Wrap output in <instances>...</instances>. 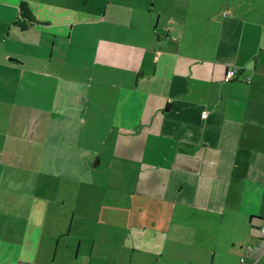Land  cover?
<instances>
[{"label": "crops", "instance_id": "obj_1", "mask_svg": "<svg viewBox=\"0 0 264 264\" xmlns=\"http://www.w3.org/2000/svg\"><path fill=\"white\" fill-rule=\"evenodd\" d=\"M143 1L0 0V264H16L19 209L34 222L29 181L94 178L103 155L172 214L159 227L124 209L131 260L242 264L261 244L264 0H181L166 24Z\"/></svg>", "mask_w": 264, "mask_h": 264}, {"label": "rangeland", "instance_id": "obj_2", "mask_svg": "<svg viewBox=\"0 0 264 264\" xmlns=\"http://www.w3.org/2000/svg\"><path fill=\"white\" fill-rule=\"evenodd\" d=\"M143 2L150 7L155 5V11L162 8V21L166 24L171 20V13L175 14L172 9L181 0ZM198 9L195 14H204L203 9ZM103 158L100 166L94 168V178L41 177L36 174L29 181L28 187L35 193L34 225L32 220L26 221L20 208L19 221L9 230L19 239V248L13 253L12 261L16 264H156L155 257L143 251L135 253L133 260L128 257L129 249L121 244L129 233L123 213L124 209L137 207L134 203H142L146 209L132 210L129 218L138 220L139 215L145 214L147 224L143 225H149V222L153 225L156 219L159 227H164L172 215L167 214L169 205L162 202V192L156 196L153 191L150 196L130 195L134 176L121 174L123 166L107 168V155ZM146 186H152L149 180ZM144 196L149 197L139 199ZM0 245L5 247V242ZM124 245L129 244L125 242ZM117 251L118 257L113 256Z\"/></svg>", "mask_w": 264, "mask_h": 264}, {"label": "built area", "instance_id": "obj_3", "mask_svg": "<svg viewBox=\"0 0 264 264\" xmlns=\"http://www.w3.org/2000/svg\"><path fill=\"white\" fill-rule=\"evenodd\" d=\"M173 40H176L175 37L172 38ZM238 70L235 68L229 69L226 73V76L224 78L225 82H230L237 78ZM247 81L249 82V78H247ZM207 114H203L202 117L205 118ZM260 235H261V244L259 246H246V256L241 258V263L245 264L247 259L253 260L254 264L259 261V259L264 254V219L262 221L261 229H260Z\"/></svg>", "mask_w": 264, "mask_h": 264}, {"label": "trees", "instance_id": "obj_4", "mask_svg": "<svg viewBox=\"0 0 264 264\" xmlns=\"http://www.w3.org/2000/svg\"><path fill=\"white\" fill-rule=\"evenodd\" d=\"M36 19L26 2L20 4V15L14 21V25L20 29H27L32 24L36 23Z\"/></svg>", "mask_w": 264, "mask_h": 264}]
</instances>
